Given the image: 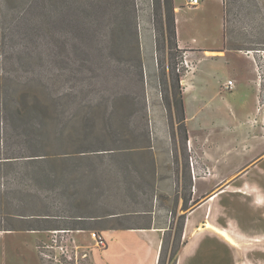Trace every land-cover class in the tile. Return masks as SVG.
<instances>
[{
	"label": "rangeland",
	"instance_id": "374dc122",
	"mask_svg": "<svg viewBox=\"0 0 264 264\" xmlns=\"http://www.w3.org/2000/svg\"><path fill=\"white\" fill-rule=\"evenodd\" d=\"M175 3L192 8L186 0H0V109L13 107L0 123V264H51L34 248L37 237L125 224L154 199L174 214L176 196L156 184L189 170L191 158L199 162L183 135L179 79L187 57L167 29ZM224 5L232 72L239 85L255 79L245 55L253 57L264 98V0ZM186 8L181 36L222 44L220 26L202 29L198 12ZM225 94L237 109L229 119L260 133L259 102ZM156 122L168 124L169 144L153 137ZM231 156L232 168L251 152ZM253 164L264 184V158ZM173 219L177 226L180 217ZM74 236L88 254L97 247L89 231ZM177 244L168 240L167 252Z\"/></svg>",
	"mask_w": 264,
	"mask_h": 264
},
{
	"label": "crops",
	"instance_id": "0c3cea01",
	"mask_svg": "<svg viewBox=\"0 0 264 264\" xmlns=\"http://www.w3.org/2000/svg\"><path fill=\"white\" fill-rule=\"evenodd\" d=\"M209 2L214 12H210ZM224 4L225 0H200L197 6L186 8L175 3L177 46L184 49L193 65L179 79L183 121L187 147L199 162L185 172L170 171L156 188L160 193L176 196L174 214L183 217L180 231L176 235L173 207L155 199L147 210L132 211L128 223L72 228L96 232L105 239V246L91 247L88 264H170L171 246L167 252L163 244L174 239L178 240L174 264H264V184L255 164L250 165L264 158V98L253 57L245 55L255 79L239 85L235 69L232 72L228 53L234 50H229L223 41ZM183 8L198 12L202 29L209 22L217 23L222 29V44L209 47L196 38L193 44L187 42L179 28ZM226 79L234 82L230 90L220 86ZM243 87L245 95L241 97ZM225 92L234 102L239 97L240 104L245 97H251L254 105L259 102L260 133H255L247 120L229 119L231 115L236 118L237 109ZM154 125L152 128L158 125L161 129L155 132V140L165 139L169 144L168 124ZM243 152H251V156L231 168V155L238 158ZM199 164L209 168L210 173L199 170ZM93 249H98L99 258L93 255Z\"/></svg>",
	"mask_w": 264,
	"mask_h": 264
},
{
	"label": "built area",
	"instance_id": "2783aa9c",
	"mask_svg": "<svg viewBox=\"0 0 264 264\" xmlns=\"http://www.w3.org/2000/svg\"><path fill=\"white\" fill-rule=\"evenodd\" d=\"M200 0H186L187 6H197ZM181 65L186 67V72L193 68L192 63L187 59H183L180 62ZM221 87L225 90H230L234 86V82L231 79H226L221 82ZM259 109V107H258ZM191 167L193 162L191 158ZM205 174H209V168L205 167ZM78 231L72 228H57L48 231V235L44 237H37L34 248L38 255L44 262L51 264H88V249L87 245H82L75 238V233ZM91 238L94 240V245L97 247L105 246V239L101 234L96 232H90Z\"/></svg>",
	"mask_w": 264,
	"mask_h": 264
},
{
	"label": "trees",
	"instance_id": "16d2710c",
	"mask_svg": "<svg viewBox=\"0 0 264 264\" xmlns=\"http://www.w3.org/2000/svg\"><path fill=\"white\" fill-rule=\"evenodd\" d=\"M167 29H168V32H169V34L171 36V39L173 40L172 41L173 45L177 46L176 31H175V17H174V13L173 12H172V15H170V17H169L168 28ZM2 104H3V108L0 109V123L3 124L4 123L3 121L6 119V118H4L5 112L6 111H12L13 107L10 104L7 105L6 103H3V102H2ZM4 104H5V106H4ZM179 106H180V113H181L182 120H184L182 97L179 100ZM15 108H16V106H14V110H15ZM183 135H184V138L186 139L187 134H186L185 126H183ZM5 155H8V154H5ZM5 157H9V156H5ZM0 158H3V157H0ZM182 218L183 217L181 216L180 220H179V222H178V224L176 226L177 227L176 228V235L181 229ZM164 245L165 244H163V247H164ZM177 247H178V245L173 246V248L171 249L170 260H169L170 264H174V257H175V253H176Z\"/></svg>",
	"mask_w": 264,
	"mask_h": 264
},
{
	"label": "bare ground",
	"instance_id": "6f19581e",
	"mask_svg": "<svg viewBox=\"0 0 264 264\" xmlns=\"http://www.w3.org/2000/svg\"><path fill=\"white\" fill-rule=\"evenodd\" d=\"M206 53H208V52H206ZM213 54H214V52H212Z\"/></svg>",
	"mask_w": 264,
	"mask_h": 264
}]
</instances>
